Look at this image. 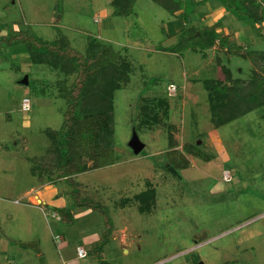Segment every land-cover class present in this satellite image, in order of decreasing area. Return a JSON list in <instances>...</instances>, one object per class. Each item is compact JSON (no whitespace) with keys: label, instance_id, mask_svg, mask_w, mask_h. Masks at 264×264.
<instances>
[{"label":"rangeland","instance_id":"rangeland-1","mask_svg":"<svg viewBox=\"0 0 264 264\" xmlns=\"http://www.w3.org/2000/svg\"><path fill=\"white\" fill-rule=\"evenodd\" d=\"M194 1L187 16L153 0H134L125 15L115 13L113 0H0V35L31 28L43 40L64 36L83 54L109 46L113 61L125 63L111 95L94 96L112 106L110 131L97 143L112 147L115 161L72 177L80 199L100 201L107 211L113 229L105 236L104 216L74 205V185L51 167L59 160L58 137L51 133L62 129L67 106L62 87L75 75L32 60L23 45L3 46L0 264H264V105L233 107L223 120L217 115L226 102L212 93L228 82L224 73L239 85L264 74L257 53L264 51V21L253 27L228 12L218 32L231 39L210 49L203 36L190 34L221 17L211 2ZM242 4L264 10V0ZM24 75L27 84L20 82ZM170 83L177 86L174 94ZM133 129L145 144L139 153L128 145ZM169 133L177 149L198 144L210 160L183 150L188 164L174 170ZM225 169L230 181L223 180ZM56 207L67 213L62 220ZM78 244L88 256L78 257Z\"/></svg>","mask_w":264,"mask_h":264},{"label":"trees","instance_id":"trees-1","mask_svg":"<svg viewBox=\"0 0 264 264\" xmlns=\"http://www.w3.org/2000/svg\"><path fill=\"white\" fill-rule=\"evenodd\" d=\"M153 1L163 7L168 13H175L183 8L187 16L192 11V5L195 6L199 3L194 0ZM220 2L227 12L232 13L239 20L247 21L253 27L264 21V10L260 11L261 14H259V11L254 8H246L242 4V0H220ZM133 3L134 0H113V4L116 7L115 13L119 15L128 14ZM220 25L221 21L218 20L209 26H202L201 29L199 28V34L196 35L195 33L198 30L194 28L190 37L203 36V44L206 46L214 45L219 39V43L223 46L227 37L221 38L219 33L216 32V28ZM13 44L23 45L32 60L48 63L62 70V73L75 75L68 89L62 87L63 95H65L67 101L62 129L59 130V133L56 131L51 133L58 137L59 160L51 163V167L55 168L58 177L74 185L73 175L88 170V168H99L113 164L115 161L113 148L102 147L97 143V139L99 136L101 137L103 132L110 131L112 106L108 101H100L94 96L107 98L111 95L112 90L117 87L114 84V80L123 75L118 66H122L125 63L118 64L113 61L116 59V54L110 50L111 47L108 49L109 46L103 45L83 54L70 46L64 36L60 35L56 39L43 40L31 28L27 30L19 29L14 34L0 35V52L3 46L10 47ZM257 53L259 58L264 60V51ZM113 66L118 70L115 71ZM223 78L231 81V84H221V88L218 90L216 87H212L214 97H217L222 104L224 102L220 98L223 97L226 102L222 108V113L217 115V117L223 120L228 119L223 117L222 114H234L233 107H239L240 105H242V110L264 105V74L262 76L252 74V79L246 85H239V81L232 80L229 73H224ZM222 89H225V91L222 92ZM92 102L95 105H92ZM108 103L109 106L107 105ZM100 105L102 106L100 107ZM218 105H214L212 109L215 111L218 107L221 108V105ZM168 136L170 149L167 151L168 162L174 170H179L188 164V159L183 154V150L202 158L204 161L210 160V157L199 149L200 146L198 144L186 143L183 145V149L179 150L176 148L178 142L173 135L169 133ZM88 161L92 163L88 164ZM76 187L77 185H74V189L71 191L74 205L99 211L104 216L107 225L104 234L105 236L110 234L113 225L101 202L93 198L80 199ZM54 210L60 220L65 218L67 213L60 207H56ZM98 254L100 257V253Z\"/></svg>","mask_w":264,"mask_h":264},{"label":"crops","instance_id":"crops-1","mask_svg":"<svg viewBox=\"0 0 264 264\" xmlns=\"http://www.w3.org/2000/svg\"><path fill=\"white\" fill-rule=\"evenodd\" d=\"M210 2L212 3V5L213 6H215V8L213 9L214 11H215V13H216V15H217V17H221L219 20L222 22V20H223V17L225 16V15H227V14H229L226 10H225V8L218 2V1H215V0H206L205 1V3H206V5L209 7V5H210ZM177 21V20H176ZM176 21H174V22H169V28L170 29H172V31L174 32V30L176 31V29H175V27L173 26V25H175V22ZM172 23H173V25H172ZM178 23H180V22H178ZM180 25H181V23H180ZM223 28V26H222V23H221V25L219 26V27H217L216 28V32H218V31H220V30H223L222 29ZM174 29V30H173ZM219 33V32H218ZM198 34H199V32H198ZM226 35V34H225ZM240 37H241V35H240ZM227 38L228 39H231V36H227ZM241 38H243V39H246V41L248 42V38L246 37V36H244V37H241ZM238 39V38H237ZM243 39H241L242 41H243ZM250 39V38H249ZM219 39H217V41H218ZM241 40H239L238 39V42L239 41H241ZM251 40V39H250ZM217 43V42H216ZM240 43V42H239ZM233 44V43H232ZM215 45L216 44H214V45H212V48H210V49H213V48H215ZM234 47H236L237 49H240V47H239V45H236V44H234ZM210 49H205L204 51H207V53H208V50H210ZM235 52V51H234ZM228 71V70H227ZM231 75V74H230ZM232 78H233V76H231ZM227 83H229V84H231V81H228ZM226 83V84H227ZM39 187V189H38V192H39V190H41V186L39 185L38 186ZM48 186H46V185H44V188H46L45 190H43L42 192L43 193H45V192H47L49 189L47 188ZM31 190V189H30ZM35 197H36V201L37 202H39V201H41V199L39 198V196H38V194L37 193H35ZM87 240H88V242H93V239L91 238V237H87ZM95 240V239H94ZM94 244V243H93ZM92 244V245H93ZM65 245H68V243H65V241L63 242V246H65ZM78 245H80V244H78ZM77 245V246H78ZM90 245V244H89ZM76 246V247H77ZM91 246V245H90ZM91 250H92V248H90ZM89 250V249H88ZM101 254H103V250L101 251ZM86 256H88V253H87V255ZM85 256V257H86Z\"/></svg>","mask_w":264,"mask_h":264},{"label":"built area","instance_id":"built-area-1","mask_svg":"<svg viewBox=\"0 0 264 264\" xmlns=\"http://www.w3.org/2000/svg\"><path fill=\"white\" fill-rule=\"evenodd\" d=\"M177 89V86L174 84V83H170L169 86H168V91L170 94H174L175 91ZM30 106V102H29V98L28 97H23L22 98V101H21V107L23 110H27ZM222 177H223V180L225 181H230L231 180V172L229 169H225L222 173ZM259 217H263L264 218V213H262ZM59 218V217H58ZM55 239H57L59 241V236L56 235L54 236ZM76 252H77V255L78 257H85L87 255V250L86 248L80 244L76 247ZM9 264H16L15 262H10Z\"/></svg>","mask_w":264,"mask_h":264},{"label":"water","instance_id":"water-1","mask_svg":"<svg viewBox=\"0 0 264 264\" xmlns=\"http://www.w3.org/2000/svg\"><path fill=\"white\" fill-rule=\"evenodd\" d=\"M20 82L21 83H24V84H27V82H28L27 75H24V77L21 78ZM128 145L132 148V150H133L134 153L141 152V150L145 146L144 142H142L140 140L138 134L136 133V131L134 129L132 130L131 138H130V140L128 142Z\"/></svg>","mask_w":264,"mask_h":264}]
</instances>
